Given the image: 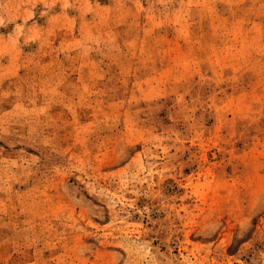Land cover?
Segmentation results:
<instances>
[{
	"label": "rangeland",
	"instance_id": "obj_1",
	"mask_svg": "<svg viewBox=\"0 0 264 264\" xmlns=\"http://www.w3.org/2000/svg\"><path fill=\"white\" fill-rule=\"evenodd\" d=\"M0 264H264V0H0Z\"/></svg>",
	"mask_w": 264,
	"mask_h": 264
}]
</instances>
